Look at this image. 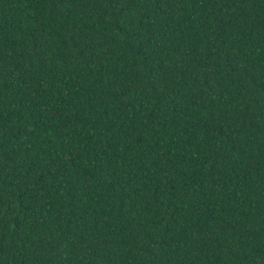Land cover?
<instances>
[{
    "label": "trees",
    "instance_id": "1",
    "mask_svg": "<svg viewBox=\"0 0 264 264\" xmlns=\"http://www.w3.org/2000/svg\"><path fill=\"white\" fill-rule=\"evenodd\" d=\"M0 264H264V0H0Z\"/></svg>",
    "mask_w": 264,
    "mask_h": 264
}]
</instances>
